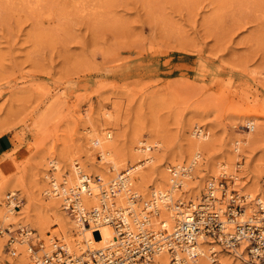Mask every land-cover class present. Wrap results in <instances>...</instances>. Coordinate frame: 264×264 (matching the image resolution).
I'll return each instance as SVG.
<instances>
[{
  "label": "rangeland",
  "instance_id": "1",
  "mask_svg": "<svg viewBox=\"0 0 264 264\" xmlns=\"http://www.w3.org/2000/svg\"><path fill=\"white\" fill-rule=\"evenodd\" d=\"M195 126L207 134L210 157L232 153L240 140V159L214 175L197 158L189 180L199 185L210 174L197 199L181 188L172 202H197L206 179L235 172L240 194L264 193V0H0V137L10 140L0 156V183L4 177L13 186L3 190L1 183L0 191L4 203L15 194L24 216L0 221V229L24 226L42 244L34 229L42 224L62 241V229L75 220L64 211L43 213L49 200L38 179L53 173L52 157L69 153L88 164L91 178L109 169L89 147L93 131H110L119 156L139 147L138 131L153 133L160 142L151 148L155 162L142 161L139 171L149 184L163 169L170 177V166H190L176 159ZM23 249L11 256L0 235V264H33ZM226 252L216 258L228 260Z\"/></svg>",
  "mask_w": 264,
  "mask_h": 264
},
{
  "label": "built area",
  "instance_id": "2",
  "mask_svg": "<svg viewBox=\"0 0 264 264\" xmlns=\"http://www.w3.org/2000/svg\"><path fill=\"white\" fill-rule=\"evenodd\" d=\"M167 171L173 179L170 185L176 190L182 188L178 179L186 178L190 174L188 168L185 170L179 166H170ZM91 179L98 185L101 183L97 175L93 178L84 176L81 184L87 194L90 193ZM234 181V178H227L222 174L218 179L211 178L205 182L198 202L180 198L175 199L172 204L169 202L167 205L171 206L174 213L171 226H167L162 220L153 224L150 219L152 215L157 216V206L160 199L165 197L162 196L164 194L155 193L149 200L144 201L141 204L142 214L134 217L129 209H119L109 204H100L90 210L83 209L78 204L76 194L69 191L61 196L62 209L69 216L83 227L95 229L106 224L114 231L112 242L87 256H75L56 238L53 239L50 252L39 254L43 249L42 244L39 241L33 243L32 231L24 226L15 230L5 227L0 229V235L5 234L7 252L11 256L16 251L15 244H24L33 264H148L155 254L162 252L171 254L170 264H182L174 253L187 251L195 258L198 256L197 241L200 239H209L220 250H226L235 256L243 246L249 258L264 264V194L250 200L247 194H240ZM123 184V178H117L106 186L103 193L115 197L125 189L127 200L134 203L138 194L134 193L128 183ZM55 194L61 195L59 192ZM9 196L14 202L15 196ZM247 204L250 208L245 214ZM18 207V203L13 206L14 209ZM218 252H211L214 261Z\"/></svg>",
  "mask_w": 264,
  "mask_h": 264
},
{
  "label": "bare ground",
  "instance_id": "3",
  "mask_svg": "<svg viewBox=\"0 0 264 264\" xmlns=\"http://www.w3.org/2000/svg\"><path fill=\"white\" fill-rule=\"evenodd\" d=\"M93 132H94V135L93 137L90 138L91 141L93 140L92 141L93 144L92 146H89V147H91L93 150H96L99 154V157L105 162L106 166L107 164H109L108 167H110L109 169L107 168L105 169L104 167L105 170H101L100 172L98 170V172H96L97 176H99L101 179V183L98 185L94 183L91 179L89 181L90 193L89 194L85 193L84 192L85 188L82 186L81 182L84 176H88L87 171L85 170L86 168H88L87 167L88 164L84 162L79 163L76 160V158H74L76 157L75 153H71V155L70 153L59 155V157L57 156L58 159L56 158V161L52 159L53 158L52 157L50 160L54 168L53 173H52V168L50 171L51 173H48V172L45 173L44 172L45 170H43L42 172L44 173L41 174L42 177L38 179L39 188H42V189L44 188L43 192H45L46 197L49 200L48 203L45 205V207H43L42 209L43 213H45L46 215L48 213V214L56 215V216H59V215L63 216L64 210L60 208L59 202L62 200L61 196L66 195L69 191H71L73 192V194H76V196L78 197V200H77L78 204L83 209L90 210L92 208L98 207L100 204H107V205L109 204L112 206H116L119 209L127 208L129 209V212L134 217H139L142 214L141 207L139 208V205H140L139 200H142V199L139 197L141 196L142 198H144L145 196H147V193L150 190L148 196L153 197L155 193H161V194H164L162 196H165L160 199L161 202L157 206L158 208L157 216L152 215L150 217L151 222L153 224H157L159 220H162L164 223H166L167 226H171V224L173 223V219H174V213L170 209L171 206L167 204L169 202L170 204H172L173 197H176L181 189L176 190L174 189L172 185L168 186V182L170 181L172 182L173 179L167 175V173L165 172L166 170L163 169L164 167H162L163 170L161 169L162 171L160 172V176L153 177L149 184L143 181L145 178L143 179L141 175L139 174V171L145 167L142 161H147L150 163L155 162L154 161L155 158L153 157L152 154H150V152H152L151 148H153L152 150L154 151L157 150L160 142L156 141L155 137L152 138L154 136L153 133L151 132L152 133L151 135L150 133L149 134L147 133L148 135H150V137L145 138L144 134L138 131L137 134H135L134 141L135 142L138 141V143L140 144L139 147H133L132 149L133 153L131 154L129 153L128 156H119L115 152L116 149H114L115 147L113 146V142L111 141L112 136H111L110 131H106V130L104 131V129H101L100 132L98 133H95V131ZM190 132H191L190 133L191 137L188 139H185L186 140V143L184 144L185 146L183 145L184 150H185L184 155L179 157V159H176L178 160L177 161L178 163L181 161L182 158H183L182 161H185V162L188 161L190 166H186L185 170L188 168V170L191 171V166L197 163L196 161L197 158H201L203 160L202 157H204L205 165L204 166L201 165V166H203V168H206L208 173L215 175L217 171L219 172V168L220 169L221 168L224 169V167L232 168V165L234 164L235 159H240L238 155V148H239L238 146L241 143L240 140H234V141L232 140L234 144L232 153L228 152L227 155H224L221 153V154H217L215 156L210 157L207 151V134L203 133V130L196 126ZM88 163L89 165L91 164L90 160ZM155 165H158V164H155ZM176 165L178 166V164ZM60 166H63V170L65 167L66 172H64L65 170L62 172L61 170L62 167ZM200 168L199 170L203 169V168L201 169ZM157 169L159 171V168ZM121 171H123L122 174H120ZM210 174L206 176H202L201 183L199 185L189 180L191 178V175L190 177H186L185 179L184 177L180 178L179 182L183 186L182 188H184L185 190L190 189L192 191L191 193L193 194V197H194L193 199L195 200L197 199L199 192L202 190L203 180L205 179V177L210 176ZM115 175H117L116 177L119 179L123 178L124 184L126 185V183H128L129 187L131 185L130 181L134 182L135 187L138 190V192L134 190L133 191L134 193L138 194V199H139V200L137 199L138 201L136 200L134 203L129 202L127 200L126 191H124L125 189L121 193L116 194L115 197L114 196L112 197L108 195L107 193L106 194L103 193L105 191V187L108 186L109 184H112L117 179V178L114 179ZM235 175H236V172L234 173L233 176L234 178L236 177L237 179H239L238 175L237 176ZM103 176L104 178H102ZM1 179H2L1 183L3 184V186H5L3 190L7 188L10 189L11 187L13 188L11 184L6 183L8 182L7 179H5L4 177ZM147 181H150V180H147ZM150 186H153V187L150 188ZM262 187H264V184H262ZM52 188L54 189L52 190ZM156 188H157V192H156ZM164 188H167V191L165 192L162 191ZM11 191H13V189H11ZM3 192L5 193L6 191H0V221L1 222H10V221L24 222V218H23L24 216L22 217L21 213L18 210L13 208L15 203L9 198L10 196H7L6 203H4L3 198L5 194H3ZM55 192L56 193L59 192L61 195L56 196ZM251 192L252 191H250L248 196H253V193ZM180 194L181 193H179V195ZM12 195H15V194L12 192ZM148 198L145 197V201L149 200ZM143 202H141V204ZM126 213L127 212L125 211L124 214ZM245 214H246V209H245ZM69 223L70 224L65 229H62L59 235H60V238L62 239L61 242H63L62 246H64L67 251H72V252L81 251L80 254H78L77 256H80V257L83 255L87 256L89 253H94L96 250L104 248L107 244L112 242V240L114 239V231L109 225L102 224L98 226L97 228L93 229V228L83 227L81 224L76 222V220L75 222L69 221ZM43 226L44 225L42 224H40V226L39 224H36L34 226V229L40 234L41 239H43L44 242L42 243V248H43L42 251L46 253L47 251H50L49 248L51 247V244L54 238L46 234L47 229H45L44 227L47 228V226L46 225L44 227ZM6 227L9 228V225H7ZM18 227H21V226H18ZM93 232H97V238H95V235ZM32 236L34 238L35 234H32ZM19 245L21 248L19 249L16 248V251L23 254V252L25 251L23 249V246L25 248L26 246L24 244H19ZM84 247H86V249L82 251ZM216 247H219V246L215 244L213 241L209 239L208 240L200 239L197 241L198 256H196L195 258H192L187 251H184V252L176 251L174 253V256L180 259L182 261V264H243L240 261V259H237L235 257L229 260V257L231 255H229L228 252L226 253H227V256H229L228 257L229 261L223 259L222 256H220L214 261L211 255V252L213 250L216 251ZM222 253L224 254V252ZM236 256L248 262L247 264H257L256 260L249 261V258L246 255V252L243 246H241L239 250L236 252ZM171 259H172L171 254L169 252L157 253L150 259L148 264H170Z\"/></svg>",
  "mask_w": 264,
  "mask_h": 264
},
{
  "label": "crops",
  "instance_id": "4",
  "mask_svg": "<svg viewBox=\"0 0 264 264\" xmlns=\"http://www.w3.org/2000/svg\"><path fill=\"white\" fill-rule=\"evenodd\" d=\"M10 140L6 137H0V156L9 150Z\"/></svg>",
  "mask_w": 264,
  "mask_h": 264
}]
</instances>
